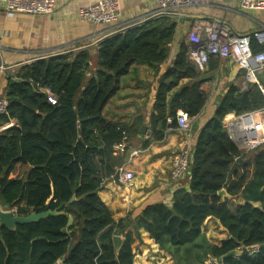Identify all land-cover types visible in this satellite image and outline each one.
I'll return each mask as SVG.
<instances>
[{"label":"trees","instance_id":"trees-1","mask_svg":"<svg viewBox=\"0 0 264 264\" xmlns=\"http://www.w3.org/2000/svg\"><path fill=\"white\" fill-rule=\"evenodd\" d=\"M176 30L174 18L162 16L104 39L95 69L86 49L39 60L7 75L3 98L8 107L0 115V192L18 216L58 214L19 224L13 231L1 227L0 264H133L132 246L141 229L173 256L175 264H264V146L243 152L224 123L230 114L264 109L258 85L244 90L229 85L197 135L189 185L175 191L171 206L147 205L116 221L100 197L107 181L126 163L127 150L120 153L117 148L131 136L128 125L104 116V108L135 63L159 71L169 59ZM252 48L260 50L256 42ZM188 50L182 44L160 79L152 141L164 139L169 117L177 127L179 110L194 119L208 101L202 91L206 79L189 60ZM184 79L193 83L174 96L168 114V95ZM261 80L264 85V76ZM38 85L52 90L56 104ZM222 190L229 198L220 195ZM70 217L74 222L69 227ZM209 218L228 234L221 245L209 242L202 230ZM116 236L123 239L119 252ZM243 246L249 253L236 255Z\"/></svg>","mask_w":264,"mask_h":264},{"label":"crops","instance_id":"crops-1","mask_svg":"<svg viewBox=\"0 0 264 264\" xmlns=\"http://www.w3.org/2000/svg\"><path fill=\"white\" fill-rule=\"evenodd\" d=\"M98 1L56 0V9L49 15L10 14L5 5L0 3V62L3 68L14 67L11 69L14 72L18 69L15 66L27 60L94 45L110 34L159 12L153 0H120V18L115 25L80 21L79 9ZM180 13L194 17L193 20L187 17L183 22L173 17L177 22V30L170 45L169 59L160 66L157 73L146 63H135L129 74L121 79L119 91L103 111L107 119L128 125L131 135L124 147L119 149L120 153L126 149L128 154L126 163L120 169V183H116L113 178L107 181L99 193L116 221L125 219L131 212L138 214L147 205L164 203L171 206L175 191L189 185V171L180 180L173 178V161L184 147L185 134L179 131L178 125L174 127L170 123L172 118L169 117L164 139L152 141L151 118L156 114V93L160 79L172 67L182 44L190 49L189 32L193 26L200 21L224 20L238 34L253 33L264 26V10L245 12L238 2L227 0L195 3ZM88 49L91 56L96 57L95 63L91 65L95 69L99 45ZM211 59L203 72L194 66L206 79L202 91L207 94L208 101L202 113L191 121L192 147L200 129L213 117L220 98L227 92L229 85L234 84L242 90L247 88L248 82L243 69L231 60L217 57ZM263 76L264 73L258 75L259 81ZM6 77L5 71L0 70V99L4 97L7 87ZM192 83V79H184L168 95V114L175 94ZM143 126L147 127L145 133H142ZM148 141L149 145L145 146ZM125 172L133 174L128 182L123 179ZM238 202L244 203V200L240 198ZM254 205L261 208V204ZM128 230L133 231V228ZM202 230L214 245H221L228 238L227 232L213 218L206 221ZM132 249L133 264H175L173 256L168 251L161 250L143 229L139 231L138 237L135 236Z\"/></svg>","mask_w":264,"mask_h":264},{"label":"built area","instance_id":"built-area-1","mask_svg":"<svg viewBox=\"0 0 264 264\" xmlns=\"http://www.w3.org/2000/svg\"><path fill=\"white\" fill-rule=\"evenodd\" d=\"M158 7V13L178 12L194 5L204 4L207 0H153ZM238 2L241 10L245 12L264 10V0H227ZM8 13H23L30 15H49L56 9V0H0ZM78 18L82 22L96 25H115L120 18V0H99L98 2L79 9ZM191 47L188 57L198 70H205L212 57L231 60L240 69L245 71L249 84L258 85L264 94V85L258 75L264 73V26L253 33L238 34L223 21L197 22L189 32ZM256 42L260 50L253 51L252 44ZM1 59V58H0ZM0 70L3 71L2 62ZM45 93L48 101L56 104L57 98L50 88L38 85ZM8 101L0 99V115L6 113ZM191 121L189 114L183 110L177 112L175 122L179 131L185 134L184 147L179 151L173 161V178L180 180L190 167L192 160ZM174 122L170 119V123ZM224 123L230 139L245 153L253 152L264 146V109L255 112H246L241 115L230 114ZM9 124L6 127H10ZM5 127V128H6ZM118 146L117 150L123 148ZM123 150V149H122ZM121 150V151H122ZM133 178L131 172H125V182ZM2 205L0 203V209ZM3 209V208H2ZM10 210L16 214L14 209Z\"/></svg>","mask_w":264,"mask_h":264},{"label":"water","instance_id":"water-1","mask_svg":"<svg viewBox=\"0 0 264 264\" xmlns=\"http://www.w3.org/2000/svg\"><path fill=\"white\" fill-rule=\"evenodd\" d=\"M162 16H169V17L179 18L180 22H183L184 19L187 18V17L190 20H193V17H194V16L193 17L192 16H187L185 14H181V13H178V12L159 13V14L152 15L149 18H146L143 21H140V22H137L135 24H132V25H130V26L124 28V29H129V28H133V27L145 24V23H147V22H149L151 20L157 19V18L162 17ZM122 30L123 29H121L119 31H122ZM117 32L118 31L110 34L107 37H110V36L114 35ZM106 38H103V39L97 41L96 43H94V45L85 46V47L79 48V49L76 48V49L68 50V51H65V52L58 53V54H52V55H48V56H44V57L30 59V60H27L25 62L20 63L19 65L15 66V67L19 68V67H22L24 65H27V64L39 61V60H43V59H47V58H51V57H56V56H60V55H63V54H68V53H72V52H76V51H80V50H86V49H88L90 47L100 45V43ZM13 68H7V69L3 68V71H5V73L7 75H10L11 74V69H13ZM175 95L179 96V93H176ZM146 129H147V127L143 126L142 127V133H145ZM120 178H121V172H117V174L114 176V181L116 183H120ZM186 187H188V186H186ZM220 195L223 196L224 198H229V195L226 193L225 190H222L220 192ZM0 203H1L2 208H3V209L2 208L0 209V228L5 226L6 228H8L9 230H12V231L15 230L17 225H19V224H30V223L38 222V221H40V220H42L44 218H47L48 216L57 215L58 214L57 211H47V212L39 213V214L32 213L29 216H18L17 214H14L10 210V206L8 205L6 199L1 194V192H0ZM73 222H74V218L70 217V219H69V227L73 224ZM127 225H129V223H127ZM64 232H68V229H65ZM69 232H71V231H69ZM41 239H44V237H42ZM114 242H115L116 251L119 252L121 247H122V244H123L122 237L116 236L114 238ZM262 246L264 247V243L262 244ZM249 251H250V248L243 246L240 250H236L235 254L238 255V256H245V255H247L249 253ZM57 264H65V263H61L60 262V263H57ZM214 264H217V263H214Z\"/></svg>","mask_w":264,"mask_h":264},{"label":"rangeland","instance_id":"rangeland-1","mask_svg":"<svg viewBox=\"0 0 264 264\" xmlns=\"http://www.w3.org/2000/svg\"><path fill=\"white\" fill-rule=\"evenodd\" d=\"M95 61H96V57L94 58V56H91V62H90V64L92 65V64H94L95 63ZM207 68V67H206ZM201 72H203L202 70H200ZM249 85V83H247V86ZM252 85H254V84H252ZM246 86V87H247ZM209 87H210V90H212V86H211V84L209 85ZM206 235V234H205ZM207 237V236H206ZM208 239V238H207ZM209 240V239H208ZM209 242H213V241H210L209 240ZM222 244V243H221Z\"/></svg>","mask_w":264,"mask_h":264}]
</instances>
